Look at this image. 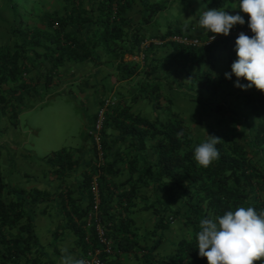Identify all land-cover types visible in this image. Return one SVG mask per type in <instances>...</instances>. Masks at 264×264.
I'll use <instances>...</instances> for the list:
<instances>
[{
    "label": "trees",
    "instance_id": "16d2710c",
    "mask_svg": "<svg viewBox=\"0 0 264 264\" xmlns=\"http://www.w3.org/2000/svg\"><path fill=\"white\" fill-rule=\"evenodd\" d=\"M63 1L62 7L42 12L31 26L23 27L24 17L17 14L16 8L11 11L15 21L10 24L0 17V38H6L8 33L12 39L0 44V122L8 119L17 127L21 114L38 105V95L50 90L54 78L59 77L60 69L68 62L111 63L118 80L136 82V91L129 97L124 93L121 98L109 89L111 94L99 98L88 130L89 151L96 164L89 162L91 172H84L78 194L57 192L68 226L78 236L80 259L90 250L104 248L96 224L88 226L86 219L93 206L91 182L97 174L101 198L97 216L104 222L105 235L117 251L114 256L102 253L109 263L120 264L119 253L134 252L148 264H208L206 257L198 255L197 233L202 219H214L239 207L252 206L257 212L264 209V123L247 124L242 135L219 130V124L228 119L240 124L230 99L250 105L253 117L264 119V92L228 95L222 104L203 95L222 82L223 77L215 72L219 52L231 48L230 43L238 36H224L210 45H185L167 39L174 34L205 39L213 33L206 34L202 28L199 34L193 27L183 31L169 26L154 34L165 39L164 45L170 49L158 57L153 42L146 52L142 45L151 36L148 33L155 18L169 8L168 0ZM137 1L141 2L142 18L135 21L129 12ZM206 1L208 8L230 14L239 12L230 4L239 0ZM11 2L6 0L10 6ZM240 14L245 23L233 27L244 30L248 28L249 16ZM141 51L145 64L136 60ZM174 90L188 96L191 106L197 104L204 120L211 112L219 111V116L205 126L204 136H198L185 116L174 108ZM143 99L155 111H164V118H150L136 111L134 105ZM101 107L106 111L99 149L91 131ZM243 119L247 122L250 116ZM180 132L183 135L178 137ZM209 135L221 138L216 145L220 155L204 168L198 166L193 153ZM8 145L0 126V264H47L42 260L44 251L38 242L35 218L38 203L50 195L38 187H19L5 180L1 158L9 152ZM83 161L84 154L76 155L74 150L64 148L47 155L45 163L57 178L64 179ZM124 162L128 163L125 183L129 187L116 192V185L109 178L120 174ZM150 189L152 194L148 193ZM85 190L89 195H85ZM133 207L154 213L155 227L148 234L134 227L129 216ZM176 220L191 232L178 242L175 255L156 260L165 231Z\"/></svg>",
    "mask_w": 264,
    "mask_h": 264
},
{
    "label": "crops",
    "instance_id": "0c3cea01",
    "mask_svg": "<svg viewBox=\"0 0 264 264\" xmlns=\"http://www.w3.org/2000/svg\"><path fill=\"white\" fill-rule=\"evenodd\" d=\"M87 1V0H86ZM157 1V0H156ZM137 1L135 3L134 9L129 12V16L133 18L135 21H138L140 18H142V6ZM62 4L64 1L62 0ZM141 3V2H140ZM62 4L60 6L62 7ZM234 9H238V2H232L230 3ZM57 6V5H56ZM56 6H48L46 5V11H53L57 8ZM38 13V19L41 14ZM179 17L177 20H175L170 25L162 26L160 24L152 25L150 28L151 30L148 33V38L145 43L142 45V49L146 52V49L148 48V44L153 42L157 47L154 50L156 53V56L162 57L168 54L170 51L169 47H167L165 44V39H160L158 37H154V34L162 33L169 26L181 28L183 31L190 30L189 28L193 27V30L196 33L200 34V28L197 27L198 19L194 17L197 13L195 12L193 7H189L187 9L179 10ZM243 15L248 16V14L243 13ZM179 19H181L179 21ZM187 25V27H185ZM251 37V36H250ZM168 40V39H167ZM235 42L236 40L232 41L230 43L229 49L221 50L219 52V61L216 67L215 72L223 77L222 82L214 87V89H211L209 92L207 91V96L209 100L213 103H224L227 100L228 95H234V94H250L261 92L260 90L256 89L255 86L244 90L239 87L235 86V82L237 81V77L232 74L231 78H226L225 73H231V65L232 63L237 59L236 51H235ZM144 51L137 57V59L132 56V59H136L137 61L142 62V64H145V55ZM61 73L59 74V77L54 78L55 80L52 82V85L50 87V90L53 89V91H47L45 95H38V105H42L45 103V96L50 95H56L59 93L67 94V95H74V98L77 100L82 101V108L87 109V114L85 116V124H86V132L84 134V140L83 142L76 143L71 149L75 151L76 155L82 156L84 154V161L82 164L75 168L72 173L67 176L64 179H59L56 177V173L53 171H50V168L45 163L46 162V156L42 159L43 163L42 169L37 168V172H34L33 170L26 169L25 176L27 180H34L36 186L46 191L50 196L49 198H45L44 201H41L38 203V210L36 213L35 218V227L38 234V242L40 244L41 249L44 251V255L42 257V260L46 261L47 264H61L62 255L64 253L62 252V249H67L68 254H70L75 259H80V252L79 247L77 245L78 236L77 234L68 226V220L65 217L63 210V202L62 198L57 195V192L60 190L65 191H72L73 194H78L76 192L78 188L79 182L82 180L84 172L90 171L91 172V164L89 162L92 161V155L90 154L89 147L90 144V138L88 135L89 126L92 120V116L96 113L98 106H99V98L103 96L104 94L110 93L118 94L122 98V94L126 93L125 95L129 97L132 93L136 91L135 83L132 80H125V81H119L117 74L115 72V68H113V65L111 63H102L100 65H95L91 63H83V62H68L65 66H63L60 69ZM240 83L247 84L248 81L244 78H239ZM88 82L90 86H86V84L83 85V87H75L74 84H77V82ZM222 88V89H221ZM78 89V90H75ZM109 89H111V92H109ZM203 94H205L203 92ZM182 93H178V95H175V104L174 107L178 108V111L180 112V106L181 103L184 101L185 98ZM77 102V101H76ZM141 102V101H140ZM138 101L134 105V109L136 111H142L144 115L155 118L151 114H147L144 106L147 108L146 104H142ZM179 103V104H178ZM78 104V102H77ZM80 105V104H78ZM179 105V106H178ZM230 107L233 108L234 114L238 115L240 117V124L236 123L232 119L225 120V125L227 130H233L234 132H238V134L242 135L246 129L247 124L251 125L253 122L257 125L260 123H264V119L261 117H253L252 115V107L247 104H243L242 101H238L235 99H230ZM211 108V107H210ZM214 108V107H213ZM182 115L185 116L187 120V111H182ZM181 113V112H180ZM219 111H213L211 112V120H215L219 116ZM246 116H250V119L246 122L243 118ZM246 127V128H245ZM6 133V132H5ZM64 149V148H63ZM69 149V148H67ZM61 150V149H59ZM56 151V150H54ZM16 152L17 157L22 158V155ZM264 152V151H263ZM21 153H23L21 151ZM26 155H28L27 152H25ZM7 153L2 154L1 158V164L6 160ZM264 160V153L261 157ZM122 171L118 176H111L109 179L114 183V187L116 185L115 191L116 192H122L125 189H127L125 180L128 177V163L124 162L121 164ZM28 171V172H27ZM27 172V173H26ZM89 172V173H90ZM3 173V172H2ZM29 173V174H28ZM38 176V180H36V176ZM4 175V173H3ZM76 175H78L80 178H78ZM102 176V175H101ZM5 177V176H4ZM6 180V178H5ZM27 182V181H26ZM20 187L19 184H16ZM29 185L25 183L21 187H28ZM35 186V187H36ZM87 191V192H86ZM152 189L148 191V193H151ZM85 195L87 196L88 190H85ZM89 195V194H88ZM86 200L83 202L84 205H86ZM129 216L134 220V227H136L140 232L144 234H148L149 231H152L155 227L156 217L152 210L147 209H141L137 207H133V211L129 213ZM191 230L189 227H185L179 220H176L174 224L171 226L170 229L165 231V238L163 242L161 243L160 247L157 249V253L159 254L158 257H156V260H163L166 257L175 255V250L178 242L182 240L185 237H188ZM151 241V237L149 238V242ZM148 242V243H149ZM147 243V242H146ZM118 259L121 262L120 264H148L144 262L140 256H138L134 252H121L118 254ZM117 256V255H116ZM165 257V258H163ZM158 260V261H159Z\"/></svg>",
    "mask_w": 264,
    "mask_h": 264
},
{
    "label": "clouds",
    "instance_id": "9594fccd",
    "mask_svg": "<svg viewBox=\"0 0 264 264\" xmlns=\"http://www.w3.org/2000/svg\"><path fill=\"white\" fill-rule=\"evenodd\" d=\"M202 6L207 10L201 13L197 27L204 29L206 34L213 33L209 40L215 39L216 34L227 36L234 25L245 23L240 12L248 14V27L254 35L250 37L244 32L238 35L235 42L237 59L231 65V73H225V76L230 79L234 74L236 87L247 90L254 85L264 92V0H239L236 14L208 8L206 4ZM239 78L248 83H240ZM182 135V132L177 133L178 137ZM220 139L209 135L195 147L193 158L198 166L207 168L219 158L216 145ZM199 227L198 255L206 257L208 264H255L257 261L264 264V209L257 212L252 206L239 207L214 219H202ZM62 252L61 264H86L83 259L73 258L67 249Z\"/></svg>",
    "mask_w": 264,
    "mask_h": 264
},
{
    "label": "rangeland",
    "instance_id": "374dc122",
    "mask_svg": "<svg viewBox=\"0 0 264 264\" xmlns=\"http://www.w3.org/2000/svg\"><path fill=\"white\" fill-rule=\"evenodd\" d=\"M61 2L62 0H12L10 6L6 3V0H0V17L10 24L15 21L11 11L16 8L17 14L24 17L25 24L23 27L25 25L31 26L33 23L38 22V13L46 10V5L61 7ZM168 2L170 3L169 8L155 18L154 26H158V24L162 26L170 25L179 17V10L189 7L194 8L197 13L194 17L199 19L201 13L207 10L205 7H201V5L206 4L208 7L206 0H168ZM18 18L20 19L19 16ZM6 25L2 24L1 26L5 27ZM15 26L19 27V24ZM5 31L7 33V30ZM11 40L7 33L6 38H0V44L7 41L11 42ZM84 84V82L80 81L73 86L79 88L83 87ZM179 92L174 90L176 95ZM180 93L184 96L182 98H185L179 107L181 114L183 113L182 111L186 110L187 122L191 124V127L196 131L198 136H204L205 126L211 122V115H208L204 120V118L200 117V110L196 107L197 104L196 106H191V100H189L188 96H185L183 92ZM204 93V96H209L206 91ZM140 103L147 105V108L144 106L147 114H151L153 117L162 116L164 118L165 112L155 111L154 107L146 99L141 100ZM81 104L82 101L76 100L74 95L71 96L63 93L53 96L46 95L44 104L30 108L21 114L20 123L17 127H14L12 122L6 118V120L0 122L1 129L4 131V138L8 141V146L11 148H9L6 160L1 165L2 172L8 182L13 185L19 184L20 187L25 183L29 185V188L35 187L34 180H27L25 176L26 169H34V172H37L38 169H42V159L46 155H49L54 150L71 149L76 143L83 142L86 132L85 116L87 109L82 108ZM174 108L178 110V108ZM223 123L225 124V122ZM223 123L219 124L220 131L226 129V125H223ZM5 150L7 149L5 148ZM17 151L22 155V158L17 157ZM25 152L28 155H25ZM36 168L37 170H35ZM35 176L37 177L36 180H38L37 174ZM76 176L80 178L78 175ZM255 264H262V262L257 261Z\"/></svg>",
    "mask_w": 264,
    "mask_h": 264
},
{
    "label": "built area",
    "instance_id": "2783aa9c",
    "mask_svg": "<svg viewBox=\"0 0 264 264\" xmlns=\"http://www.w3.org/2000/svg\"><path fill=\"white\" fill-rule=\"evenodd\" d=\"M241 32H244L246 35L252 36L254 33H252L251 29L248 27L244 30H241L237 27H233L230 30V33L227 36H238ZM213 36V34L208 35L205 39H202L199 36H190L189 34H174L168 38V40L178 42L185 45H193V46H201V45H210L213 42L217 41L221 37H224L223 34H216L215 39L209 40L210 37ZM106 104H109V101H107ZM105 107H101L98 110L97 119L94 124V130L91 131V134L93 135L96 143L99 145V149L101 148V136L100 131L103 128L104 120H105ZM98 162L97 164H99ZM91 192L93 195V206L90 210L89 214L86 216L88 226H91L93 223L96 224L97 230L99 232V238L100 241L104 244V248H95L94 250H90L88 252V255L86 257H83V260L86 262V264H111L102 257V253H107V255L114 256L115 253H117L116 250H114L112 246V241L108 240L106 237V226L104 225V222L100 219L99 216H97V211L99 209L100 205V188L98 183V175L95 174L93 176L92 182H91Z\"/></svg>",
    "mask_w": 264,
    "mask_h": 264
}]
</instances>
